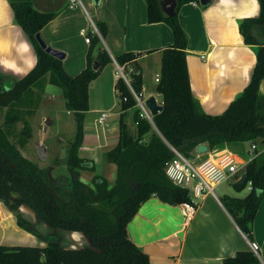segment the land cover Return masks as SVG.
<instances>
[{
	"label": "trees",
	"instance_id": "obj_1",
	"mask_svg": "<svg viewBox=\"0 0 264 264\" xmlns=\"http://www.w3.org/2000/svg\"><path fill=\"white\" fill-rule=\"evenodd\" d=\"M9 1L15 22L34 49L36 62L9 85L0 79V109H4L0 122V200L15 213L18 227L43 240L45 245L0 244V264H149L148 255L128 237L127 224L150 197L172 205L192 201L188 188L174 184L165 167L174 158L169 146L192 159L199 143H206L210 150L236 142L254 145L255 156L241 172L245 174L244 183L238 179L233 182L237 190H242L250 181L251 189L242 198L224 199L239 229L251 239L252 220L264 195V95L259 93L264 77V0H258L257 17H245L239 23L244 42L255 47L256 61L249 83L223 112L215 115L203 112L192 95L185 61L187 37L177 16L164 17L159 0H144L147 21L166 23L173 39L171 44L158 49L160 66L155 91L161 95L162 109L152 116L154 128L147 119L139 117L125 81L121 77L115 80L120 109L137 108V130L131 131L120 119L118 141L104 151L105 162L115 166L112 183L97 174L91 176L90 183L83 182L81 171L94 172V165L79 155L88 110V86L102 67L112 61L101 43V37L107 33L106 24L93 19L98 32L92 31L91 26L85 31L89 38L85 66L70 75L61 59L46 53L35 39L54 13L36 10L31 0ZM176 1L180 6L196 0ZM140 55L124 52L114 58L138 94L142 92L137 62ZM95 63L98 66L93 68ZM135 66L138 69L133 72ZM46 84L60 89L63 105L72 112L75 123L74 135L67 144L65 184L51 181L48 168L39 167L20 152L31 136L24 115L39 102L33 89L42 90ZM17 122L22 126L18 127ZM20 205L34 213L35 221L22 216L18 211ZM39 222L48 225L52 232L45 235L39 232L36 228ZM57 230L81 232L89 245L64 247ZM222 264H264V261L247 249L223 258Z\"/></svg>",
	"mask_w": 264,
	"mask_h": 264
},
{
	"label": "crops",
	"instance_id": "obj_2",
	"mask_svg": "<svg viewBox=\"0 0 264 264\" xmlns=\"http://www.w3.org/2000/svg\"><path fill=\"white\" fill-rule=\"evenodd\" d=\"M31 3L38 11L54 13L40 30V35L47 45L64 54L62 66L70 75L85 66L89 42L85 41L84 32L90 28V20L106 24L107 33L101 37V43L112 61L102 67L88 86V110L83 120L84 140L82 137L79 155L93 162L94 172H89V178L93 174L103 175L112 183L115 166L105 162L104 151L117 143L120 119L131 131L137 130V108L121 110L117 101L114 83L118 77L114 58L124 52L141 53L137 58L142 75L141 93L144 98L153 96L161 104V95L155 91L160 66L158 49L173 42L171 30L164 22L147 21L144 0H99L98 3L80 0V5L75 6H70L69 0H31ZM258 14V0H210L206 4L196 0L180 6L176 4L175 15L187 37L185 61L189 85L203 112L220 114L249 83L256 61L255 47L244 42L239 23L245 17H257ZM149 50L154 51L147 52ZM151 61L157 65L154 84L145 79ZM35 62L34 49L14 20L10 1L0 0V79L9 85L13 79L25 75ZM47 88L52 87L48 85ZM92 93L99 95L100 103L104 105H92ZM259 93L264 95V77L259 84ZM102 111H108L109 115L99 124L97 118ZM150 124L154 127L153 122ZM247 143L246 147L244 143H234L212 150L204 143L206 152H195L192 160L216 163L228 156L242 171L253 157L243 158L249 153L251 143ZM20 152L36 161L23 149ZM241 171L227 177L232 179V185ZM67 177L63 176L64 179ZM218 184L213 183V192H205L200 197H195L190 190L189 196L196 203V209L187 222L182 215L181 203L172 205L150 197L139 206L127 224V232L131 241L148 255L149 264H222L223 258L250 249L249 241L257 244V257L264 261V195L252 220L251 239H248L224 204L226 197L242 198L248 191L242 195L223 192L218 196L214 192ZM190 186L189 183L188 190ZM233 188L237 191L234 185ZM18 211L25 219L35 221L34 213L28 207L20 205ZM36 228L43 235L53 230L41 222ZM57 233L60 245L64 247L89 245L81 232L57 230ZM0 244L43 247L45 242H38L35 235L18 227L15 213L0 200Z\"/></svg>",
	"mask_w": 264,
	"mask_h": 264
},
{
	"label": "rangeland",
	"instance_id": "obj_3",
	"mask_svg": "<svg viewBox=\"0 0 264 264\" xmlns=\"http://www.w3.org/2000/svg\"><path fill=\"white\" fill-rule=\"evenodd\" d=\"M148 69L149 70L145 73V79L147 82L154 84L153 77L157 73V65L153 61H151L149 63ZM48 85L52 87L47 88L50 91H46V87ZM55 87L56 86L46 84L42 90L38 88L33 89L34 93L39 95V102L36 108L30 110L24 115V118L27 120L30 126L31 136L29 137V139H27V142L22 149L25 151L24 153L26 155L34 157V160L37 161L34 162L39 167L49 169L48 173L50 175L51 181H54L55 183L65 184V179L63 178V176L68 175V171L65 165L67 158V144L74 135L75 123L72 117V112L67 111L63 105V98L60 89L58 87ZM143 97H145V95H143ZM156 98L157 100L160 99V97ZM101 99L102 98H100L99 95H94V93H92V105L94 103H97L96 105L102 104L100 103ZM118 100L119 99H117V101ZM3 112L4 109H0V122L3 120ZM149 123H151V121H149ZM17 126L21 127L22 123L17 122ZM236 143H244L245 147L248 144L247 142ZM40 147H43L44 151L46 152L43 157L39 156ZM251 157L252 156L248 153L243 158L249 159ZM81 172L82 173H80V179L82 181L85 180L86 183H90V173L84 170H82ZM106 175H108V172L106 173ZM194 181L195 180H192L191 182L189 181L190 185H192ZM188 191L191 192L190 189ZM247 191V187L239 191L234 190L232 179H228L227 177L221 180L217 187L214 188V192L218 196H221L223 192L228 195H242ZM36 240L38 242L41 241V239L37 237Z\"/></svg>",
	"mask_w": 264,
	"mask_h": 264
},
{
	"label": "built area",
	"instance_id": "obj_4",
	"mask_svg": "<svg viewBox=\"0 0 264 264\" xmlns=\"http://www.w3.org/2000/svg\"><path fill=\"white\" fill-rule=\"evenodd\" d=\"M70 6L80 5V0H69ZM90 26L92 31L98 32L94 23L90 20ZM83 33V31H82ZM84 38L86 42H89L88 36L85 35ZM116 76L121 77L126 85L128 86L133 99L135 101V106L139 109V117L145 118L151 122L152 116L150 115L147 107L144 104L146 98L143 97L142 93H136L130 84V78L128 74L124 71L123 67L116 63ZM158 79L155 78V82ZM123 101L126 100L125 97L122 98ZM108 111H102L99 113L97 122L102 124L108 117ZM171 151L174 153V158L169 161L165 167V173L167 177L176 185L181 187L189 188V181L195 180L190 186V190L195 197H200L205 192H213L212 184L218 183L221 180L225 179L229 175H235L239 173L237 164L233 161L231 157L225 156L220 159L218 162L214 163L209 160H203L196 162L192 159L186 158L181 152L175 149L172 146H169ZM249 154L255 156L254 145L251 144L249 147ZM242 172V171H241ZM242 173L238 174L237 179ZM247 189H251L250 181L247 183ZM196 209V203L191 202H182L181 211L184 216L185 221H189L192 218V215ZM250 249L258 255V246L256 243L249 241Z\"/></svg>",
	"mask_w": 264,
	"mask_h": 264
},
{
	"label": "water",
	"instance_id": "obj_5",
	"mask_svg": "<svg viewBox=\"0 0 264 264\" xmlns=\"http://www.w3.org/2000/svg\"><path fill=\"white\" fill-rule=\"evenodd\" d=\"M95 3H98L99 0H94ZM210 0H200L202 4L208 3ZM177 1L176 0H159V6H160V11L164 17H170L175 15V7H176ZM35 39L38 42L39 46L49 55H52L58 59H62L64 54L56 50L49 45L46 44V42L42 39L40 32L35 34ZM98 66L97 63L93 66V68H96ZM138 69L137 66L133 69V72H136ZM144 104L147 107L149 113L151 116L156 115L159 111L162 109V105L158 104L153 96H148L144 100ZM43 147L39 148V156L43 157L44 156V151ZM207 150V146L204 143H199L195 147V152L197 154H203ZM245 181V174L242 173L238 179L239 183H244Z\"/></svg>",
	"mask_w": 264,
	"mask_h": 264
}]
</instances>
